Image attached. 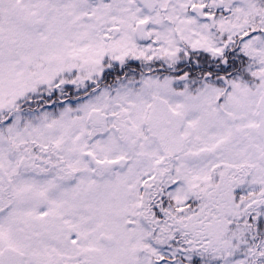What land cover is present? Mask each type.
<instances>
[{"label":"snow or ice","instance_id":"6c2138e0","mask_svg":"<svg viewBox=\"0 0 264 264\" xmlns=\"http://www.w3.org/2000/svg\"><path fill=\"white\" fill-rule=\"evenodd\" d=\"M0 264H264V0H0Z\"/></svg>","mask_w":264,"mask_h":264}]
</instances>
